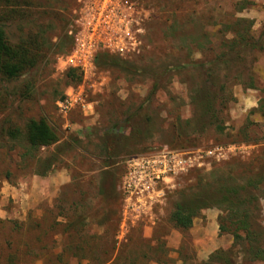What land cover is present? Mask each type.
Listing matches in <instances>:
<instances>
[{"label":"rangeland","instance_id":"374dc122","mask_svg":"<svg viewBox=\"0 0 264 264\" xmlns=\"http://www.w3.org/2000/svg\"><path fill=\"white\" fill-rule=\"evenodd\" d=\"M133 1L128 69L95 66L87 105L62 116L55 101L82 81L58 61L77 0H0L6 40L41 45L33 68L0 78V264H264V0ZM39 119L52 145L9 137ZM208 144L233 150L126 207L124 158ZM177 205L194 213L185 230Z\"/></svg>","mask_w":264,"mask_h":264},{"label":"built area","instance_id":"2783aa9c","mask_svg":"<svg viewBox=\"0 0 264 264\" xmlns=\"http://www.w3.org/2000/svg\"><path fill=\"white\" fill-rule=\"evenodd\" d=\"M142 8L133 0H77L71 11L66 34L69 48L59 57L63 69H72L82 75L80 86L67 87L55 101L57 112L64 116L79 107L83 110L85 80L93 77L95 58L104 53L127 57L137 52ZM233 147L211 145L190 150H178L163 146L148 153L127 157L121 162L119 192L127 208L130 202L159 197L160 188L177 174L203 164L204 159L219 161ZM155 199V198H154Z\"/></svg>","mask_w":264,"mask_h":264},{"label":"trees","instance_id":"16d2710c","mask_svg":"<svg viewBox=\"0 0 264 264\" xmlns=\"http://www.w3.org/2000/svg\"><path fill=\"white\" fill-rule=\"evenodd\" d=\"M40 48L41 45L37 37L31 33L24 36V39L19 40L16 44H10L6 40L2 26H0V78L10 80L17 77L19 73L25 69L33 68L36 62L35 59L38 57L37 51H39ZM94 64L96 67L128 69L126 63L121 60L120 57L104 53L97 54ZM75 72V70L68 69L65 73L66 78L75 82L79 81V77L75 75ZM112 130L113 129L110 131ZM8 135L11 138H13V135L14 137L21 136L22 140L30 149L47 147L55 142L54 133L43 119L28 120L23 125L21 134L17 129H14L13 132L10 131ZM134 155L137 154L130 156ZM122 170L120 171L119 177L122 174ZM193 214V212L184 210L177 205L170 212L168 219L174 227L185 230L190 227Z\"/></svg>","mask_w":264,"mask_h":264}]
</instances>
